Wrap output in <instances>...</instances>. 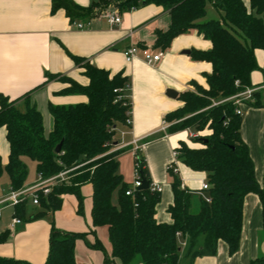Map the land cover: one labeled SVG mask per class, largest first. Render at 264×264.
<instances>
[{
  "label": "trees",
  "instance_id": "trees-1",
  "mask_svg": "<svg viewBox=\"0 0 264 264\" xmlns=\"http://www.w3.org/2000/svg\"><path fill=\"white\" fill-rule=\"evenodd\" d=\"M114 5L120 13L143 6L155 5L171 16L167 32H158L155 47L166 51L172 41L194 31L212 43L209 52L194 51L193 58L212 65L207 75V88L197 85V93L180 95L184 107L166 116L168 133L182 131L203 132L208 128L211 136L197 139L202 148H192L181 142L177 148L183 165L194 172L207 175L210 199L200 197V205L194 210L193 194L182 189L179 177H172L174 203L168 212L171 224H160L156 208L161 192L152 190V181L145 157L137 152L134 164L150 188L136 190L135 197H127L130 185L120 174L119 156L130 149L113 151L119 141V129L125 128L127 112L132 111L131 85L123 73L116 75L74 58L78 66L84 64V76L89 84L82 86L71 78H62L68 85L61 93L82 95L87 102L72 106H54L49 110L54 126L50 133L44 127L42 114L32 105L30 95L11 101L0 98V127L5 128L10 146L7 165L0 155V178L4 172L10 180L11 190L24 189L29 175L24 162L28 158L36 162L37 175L44 181L65 173L69 184L54 187L51 193L40 196V212L29 220L62 209L65 195H72L78 202V215L84 214L85 197L82 188L91 185L92 224L87 233H67L52 226L49 254L45 264H77L76 241L84 240L93 250L101 251L105 264H180V241L188 242L186 260L215 256L221 242L227 244L229 254L240 247L243 229L244 199L256 194L263 211L264 234V185L256 179L255 164L248 146L241 138L243 117L236 113L234 102L212 107L214 101L230 99L246 89H252L251 75L259 70L256 50L264 52V0H102ZM94 1L82 8L73 0H52V13L64 11L71 22L88 21L102 14ZM216 12V18L207 19L208 8ZM147 49V48H143ZM48 75V81L57 78ZM47 81V82H48ZM238 83V85H236ZM37 90V89H36ZM117 91V92H116ZM264 89L255 91L252 100L245 103L253 108H264ZM121 99V100H119ZM25 104L22 106L20 102ZM128 105V106H127ZM192 115L184 119L185 116ZM205 140L208 142L205 143ZM61 153L56 147L62 143ZM119 144V143H118ZM61 181L60 178L56 179ZM117 202L114 203V197ZM26 204L15 207V217L26 221ZM108 228L112 252L108 254L103 243L87 240L96 229ZM8 234L0 236V244ZM203 244L200 245V242ZM0 264H30L25 261L0 258ZM251 264H264V255Z\"/></svg>",
  "mask_w": 264,
  "mask_h": 264
},
{
  "label": "crops",
  "instance_id": "crops-1",
  "mask_svg": "<svg viewBox=\"0 0 264 264\" xmlns=\"http://www.w3.org/2000/svg\"><path fill=\"white\" fill-rule=\"evenodd\" d=\"M73 1L82 8H88L94 0ZM244 2L249 5V0ZM51 9L52 0H0V98L4 96L13 101L35 90L30 95L31 103L42 114L45 130L50 133L54 126L50 104L72 106L88 100L86 96L61 93L68 85L61 82L60 78H71L82 86L89 84L82 65L78 66L74 58L82 59L84 63L106 70L112 75L123 73L129 78L131 85L133 123L129 129H119L120 142L115 144L113 151L130 149L118 158L120 173L125 181L135 166L133 142L139 141L138 144L143 146L139 152L145 157L152 184L161 191L156 219L160 224H171L172 218L168 210L174 203V194L169 166L173 161V152L181 142L190 147L196 144L190 141V131L169 134L168 130H164L165 125L169 126L166 116L184 107L180 95L195 92L197 85L207 88L206 77L212 73V65L195 60L192 53L209 52L212 43L194 31L175 38L169 49L163 51L162 60L155 66L145 63L141 56L127 63L124 53L132 46L147 48L154 53L162 51L155 47L157 33H165L171 26V16L163 8L149 5L124 13L110 11L92 20L77 21L76 23L87 25L83 30L74 27V22L70 21L64 11L53 14ZM210 12L211 17H217L214 12ZM113 13L120 15L122 21L119 25L112 26L108 23L106 16ZM255 55L259 70L252 73L251 83L252 89L259 90L264 89V52L256 50ZM48 75L58 77L48 81ZM169 90L176 92L178 97H168ZM24 104L23 101L20 102V105ZM241 109V138L254 161L256 179L263 186L264 108H253L244 102ZM9 154L7 132L0 127V155L4 165L8 163ZM177 177L184 190L196 196L197 200H192L194 210L200 205V197L209 199L206 192H201L202 184L207 181L205 173L194 172L180 161ZM82 193L89 197V202L85 198L83 216L78 215L77 199L68 195L64 196L60 211L48 212L29 221L27 219L40 210L30 215L26 213V221L15 229H12L15 209L10 215H4L7 208H0V236L8 234L7 241L0 244V258L45 264L52 226L67 233L89 234L94 229L92 186H84ZM262 231L263 211L260 199L256 194H248L244 199L243 229L238 252L230 255L227 244L221 242L215 256L197 258L191 263L185 258L188 242L182 240L180 264H251L260 255H264V243L260 242ZM96 239L111 254L108 228H98L95 235L87 236L91 244ZM202 244L203 241L200 242ZM104 261L105 256L101 251L89 248L84 240L76 241L77 264H105ZM116 264L119 262L116 261Z\"/></svg>",
  "mask_w": 264,
  "mask_h": 264
},
{
  "label": "built area",
  "instance_id": "built-area-1",
  "mask_svg": "<svg viewBox=\"0 0 264 264\" xmlns=\"http://www.w3.org/2000/svg\"><path fill=\"white\" fill-rule=\"evenodd\" d=\"M106 17L108 19V23L112 26L119 25L122 21L120 15L118 13L108 14ZM73 26L76 27L78 30H83V29H85V27L87 25L74 22ZM124 55H125L127 63H131L136 58L141 56L143 58V60L145 61V63H147L150 66H155L162 60L164 54H163V51H158L157 53H154L149 49H141L137 46H132L125 51ZM236 85H238V83ZM255 91H258V90L246 89L244 92H242V93H240V94H238V95H236L230 99H226V100L218 101V102L214 101L212 107H217L219 105H222V104L228 103V102H234V104L236 106H238L236 113L239 116L243 117V111L241 109V106L245 101L252 100V96H253ZM119 100H121V99H119ZM132 123H133L132 122V111L129 110L127 112V119H126V126L128 129L132 127ZM165 126L166 127L164 128V130H168L169 126H167V125H165ZM190 133H191L190 138H191L192 142H194L197 139L206 138L205 136L202 135L201 132L195 133V134L192 132H190ZM138 143H139V141L133 142V146L135 148L134 153L139 152L143 148V146H140ZM179 162H180L179 152L176 149L173 152V161L169 166V171H172L173 174L176 176L178 173ZM134 174H135V181L130 186V188L126 191V196L132 197V198L135 197V191L138 190L142 186V177H141V174L139 171V165L138 164H135V166H134ZM62 176L63 175L60 174L59 177L52 178V179L47 180V181H44L41 178H39V183L34 185L31 188H24V189H21L19 191L10 190L9 194L4 199H2L0 201V208L5 209L8 207H12L15 209V207H17L19 205H22V204L27 205L29 200L32 201L33 206L39 207L40 206V196L43 195L44 197H47L50 194V189L47 186L48 183H50L52 180L57 179V178L61 179ZM208 188H209V186H208L207 181H206L202 184L201 192L207 191ZM182 189H184V188L182 187ZM152 190L156 191V192H161L160 189L153 184H152ZM199 195L202 196L201 193ZM205 200L207 202H210V199H205ZM22 224H23V221L14 216L13 221H12V229H15L17 226H20Z\"/></svg>",
  "mask_w": 264,
  "mask_h": 264
},
{
  "label": "rangeland",
  "instance_id": "rangeland-1",
  "mask_svg": "<svg viewBox=\"0 0 264 264\" xmlns=\"http://www.w3.org/2000/svg\"><path fill=\"white\" fill-rule=\"evenodd\" d=\"M102 0H94V2L99 5V7L95 8L94 11L96 12H99L101 11L102 14L101 15H106L108 12L110 11H119V9L114 5V3H109V4H105V3H102L101 2ZM208 11H209V14L207 16V19H211V18H214V17H211L210 16V11L214 12L215 15L216 12L212 9V7H209L208 8ZM120 12V11H119ZM216 18V17H215ZM82 68L84 69V64H82ZM56 78H54L53 80H55ZM59 80H61V82L65 83L64 82V79L60 78ZM197 87H196V91L194 93H197ZM222 101V100H221ZM215 102H218V101H215ZM192 115H187L185 116L184 119H187L189 117H191ZM199 133V132H198ZM203 136H205L206 138L210 137L211 136V132L208 130V128L206 130H204L203 132H201ZM186 134V132H184V135ZM189 141V140H188ZM191 141V140H190ZM189 141V142H190ZM193 143V142H191ZM193 144H196V146H192L194 148H202L203 147V144L202 143H193ZM125 153V152H124ZM123 154V153H122ZM24 162L26 163L27 167H28V171H29V175H28V178H27V181H26V186L27 188H31L33 187L34 185L38 184L39 183V177L37 175V169H36V162L28 159V158H25L24 159ZM128 163V161H127ZM4 165V164H3ZM128 165V164H127ZM6 165H4L5 167ZM127 167V166H126ZM121 174V173H120ZM63 176L61 177V181H57L56 179L52 180L50 183H48V187L50 189V193L52 191V189L54 187H62L63 185H68L69 184V180L67 178V176L63 173L62 174ZM168 179H170V177H168ZM125 181L128 183V184H133L134 181H135V174H134V169L132 170V173L127 176L125 178ZM11 190V187H10V180H9V176L7 175L6 172H4L3 176L0 178V200L4 199L10 192ZM65 196H68V195H65ZM84 196V194H83ZM85 197V196H84ZM116 197H114V203H116ZM195 197V198H194ZM64 198V196L62 197V199ZM87 198L86 201L89 202V197H85ZM193 199L197 200L196 196L194 195L193 196ZM85 201V203H86ZM27 215H30L32 213H36L39 211V208L38 207H35L32 205V201L29 200L28 203H27ZM14 208L12 207H8L7 210L4 212V215H10L12 213ZM260 242L261 243H264V234L263 232H261L260 234ZM262 256V255H260ZM139 262V261H138Z\"/></svg>",
  "mask_w": 264,
  "mask_h": 264
},
{
  "label": "water",
  "instance_id": "water-1",
  "mask_svg": "<svg viewBox=\"0 0 264 264\" xmlns=\"http://www.w3.org/2000/svg\"><path fill=\"white\" fill-rule=\"evenodd\" d=\"M187 54H189V52H187ZM167 96L170 97V98H173V99H176L178 97V94L172 90H169L167 92ZM208 141L205 140V143H207ZM62 143H60L57 147H56V153L59 154L61 153V150H62ZM150 188V184L148 181H146V179L144 178V176L142 175V186L138 189V190H147Z\"/></svg>",
  "mask_w": 264,
  "mask_h": 264
}]
</instances>
